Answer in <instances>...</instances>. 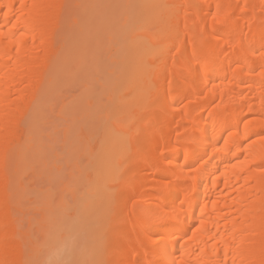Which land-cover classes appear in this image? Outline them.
<instances>
[{
    "label": "bare ground",
    "instance_id": "bare-ground-1",
    "mask_svg": "<svg viewBox=\"0 0 264 264\" xmlns=\"http://www.w3.org/2000/svg\"><path fill=\"white\" fill-rule=\"evenodd\" d=\"M217 4L233 23L213 31ZM262 72L264 0H0V264L62 246L66 264H264ZM62 79L79 85L54 131L64 195L49 205L33 180L25 220L31 164L42 182L65 169L31 125ZM140 203L179 229L146 235Z\"/></svg>",
    "mask_w": 264,
    "mask_h": 264
},
{
    "label": "rangeland",
    "instance_id": "rangeland-1",
    "mask_svg": "<svg viewBox=\"0 0 264 264\" xmlns=\"http://www.w3.org/2000/svg\"><path fill=\"white\" fill-rule=\"evenodd\" d=\"M133 23H134V20H132L131 25H132ZM62 80H63V81H62ZM62 80L59 81L60 84H59V83L56 84L57 87L54 88V89H55V90H54L55 92H54V93H53V92H52V93L49 92V96H50V97L48 96V98L45 99V100H47V102H44V104L46 103V106H45L44 104H43V105H44L45 107H44L43 105H42V106H43L44 108H46V109H44V108L42 109V107L40 108L41 112L44 111L46 115L44 114V112H43V114L41 113L40 116H43V118L39 117V118H40V120H39L38 117H37L38 119L35 118L36 115H39V114H33V115H35V117H33V119L31 118V120H34L35 123H34V121H32L31 123H33V124H31V125H32V130L34 129V127H35V128H36V127L41 128V127L43 126V130H42V128H41V132H42L43 135L46 134V136H45L46 138H47V135H49V137H51V138L54 136V140L57 139V140H56V143L54 142V140H53L52 143H50V141H52V140H50V141H46L47 139H46V138H43V139H46V140L44 141V144L47 142V143H48L47 146H50V148H51V146H52V149H51V150H49L50 148L48 149L49 152H51V151H54V152H55V151H56L58 155H59V153L61 152L60 157H58V155H57V157L60 159V162L62 161L61 163H59V162L56 160L57 158H56V159L53 158V157H52V158H53L54 160H56V161L61 165V167H62V166L65 167V166H67V165H65V164L63 163L64 161L61 160V157H63V155H65V154L62 153V150H63V147H62V145H63V141H62V139H60V138H62V137H61L60 133H59L58 135H56L57 133L55 134L54 131H56V130L62 128V127H65L66 123L68 124V122H69V123L71 122V121H68V120H69L68 118H69V116H70V115L68 116V114H70V113H68V110H67V109H65V110L62 109V110H63V112H62V111H61V107H62L63 103H64V104H65V103L68 104V102H70V101L72 102V100H74L73 97L77 94V92H79V85L77 86V85L75 84V82H73V83L69 82L68 84H66V82H65L66 80H64V79H62ZM61 81H62V82H61ZM67 82H68V81H67ZM76 83H77V82H76ZM77 84H78V83H77ZM58 85H59V86H58ZM56 88H57V89H56ZM75 93H76V94H75ZM51 94H52V96H51ZM56 95H58L57 98L54 97V96H56ZM73 95H74V96H73ZM72 96H73V97H72ZM49 98H51V99L49 100ZM52 98H54V100H53ZM67 104H65V105H67ZM47 106L49 107L48 111H46V110H47ZM67 106H68V105H67ZM60 111H61V113H58V112H60ZM64 111L68 113V114L65 115V116L62 115V113H64ZM32 113H33V112H32ZM64 114H66V113H64ZM58 115H61L62 117H64L63 120H62V117H59ZM57 116H58V118H56ZM66 117H68V118L66 119ZM60 118H61V119H60ZM35 119H37V120H35ZM42 119H44V120H42ZM64 119H65V122H64ZM70 119H71V118H70ZM46 120H48V121H50V122L52 121L53 123H52V122H51V124H50V122L47 123L48 121H46ZM66 120H67V121H66ZM71 120H72V119H71ZM36 121H37V123H36ZM44 121H45V122H44ZM40 122H41V123H40ZM43 122H44V123H43ZM45 123H46V124H45ZM61 123H63V124L61 125ZM34 124H35V125H34ZM53 124H54V125H53ZM70 124H72V123H70ZM70 124H69V126H71ZM56 125H57V126H56ZM59 125H60V126H59ZM45 126H46V128H45ZM55 126H56L58 129H56ZM58 126H59V127H58ZM67 126H68V125H67ZM63 129H64V128H63ZM63 129H60V131L63 130ZM34 130H35V129H34ZM34 130H33V132H34L33 134H34V135H37V134H38V132H36L37 129H36V131H34ZM44 130H45L46 132H45ZM49 131H51V133H50ZM52 131H53V132H52ZM35 132H36V133H35ZM43 132H44V133H43ZM56 132H57V131H56ZM58 132H59V131H58ZM48 133H49V134H48ZM53 133H54V135H53ZM61 134H62V133H61ZM59 135H60V136H59ZM55 136H56V137H55ZM58 136H59V137H58ZM57 137H58V138H57ZM49 139H50V138H49ZM59 140H60L62 143H61ZM58 141H59V143H60L59 146H58V144H59ZM47 143H46V144H47ZM53 143H55V144H53ZM61 144H62V145H61ZM54 145H55V147H54ZM53 147H54V148H53ZM57 147H59V148H57ZM61 148H62V150H61ZM57 150H58V151H57ZM58 152H59V153H58ZM52 153H53V152H52ZM52 153H51V154H52ZM59 159H58V160H59ZM62 163H63V165H62ZM56 164H57V163H56ZM36 165H37V164H35V163H32V164H31V166H32V167H31V169H32L31 172H33V173H30V174H29V172H28V174H25V175H27V176L30 175V176L27 178V176L24 175V176H25V177H24L25 179H23L25 183H26V181L28 182L30 179H32V180H30V181H31V183H32V184H31V190H33V191H31V196H33V197H31V199H29V200L26 201V203H25V204H27V206L29 205L28 207H30L29 209H27V213L25 214V215H26V216L24 217L25 220H27V218H33V217H34L33 219H37V218L40 216V215L38 214V212H37V211H39V209L37 210L36 207H35V203H36V202H35V199H36V198H35L34 196H35V193H36L37 191H36V192H34V191H35L36 189H38V188H39V189H41V188H42V189H46V188L49 189V184L46 183V182H48L47 179L44 178V182L41 181L42 178H40V176H41V175H44V174H43V173L41 174V173L39 172V171H40V170H39V167H40V166H39V167H36ZM62 168H63V167H62ZM66 168H67V167H65V169H64L63 171L61 170V172H62L64 175H66V173H67L66 171H68V170H66ZM65 170H66V171H65ZM35 172H37L38 174L40 173L41 175H40V176L38 175L39 177H37V175L33 176ZM65 172H66V173H65ZM37 173H36V174H37ZM32 174H33V175H32ZM31 175H32V176H31ZM30 177H31V178H30ZM32 177H33L34 179H33ZM44 177H45V176H44ZM66 177H67V176H66ZM39 178H40V180H39ZM33 180H35V181H37V182L39 183L38 188H37V184H38V183H35V181H33ZM42 180H43V179H42ZM45 180H46V182H45ZM40 182H42L41 184H43V183H44V184L41 185ZM28 183H29V182H28ZM28 183H26V184H28ZM33 183H34V186H35V187L33 186ZM44 186H45V188H44ZM40 187H41V188H40ZM39 189H38V190H39ZM42 189H41V190H42ZM29 201H34V202H31V204H29ZM30 211H31V212H30ZM36 214H37V216H36ZM27 215H28V216H27ZM29 215H30V216H29ZM31 216H32V217H31ZM35 217H36V218H35ZM33 219H31L32 222L35 221V220L33 221ZM69 238H71V237H69ZM68 241H69V240H68ZM65 248H66L65 246H62V247H59V248H58V249H60L59 251L57 250V254H58L59 256H57V254H55V255L57 256L58 259H55V255H54L52 258H51V257L47 258V259H49V261H48L47 259H45V261H47L48 264H50V263H54V264H64V263H65V264H66V262H64V261H65V258H66V257H65V254L68 253V251H67L68 249L66 250ZM62 249H63V250H62ZM61 250H62V251H61ZM65 250H66L67 252L64 254V257H65V258H64V257H63V252H64ZM55 252H56V250H55ZM44 253H45V251L43 252V255H42V256H43L44 258L48 257L47 255L45 256ZM46 253H47V252H46ZM46 253H45V254H46ZM61 253H62V254H61ZM61 255H62V256H61ZM49 256H50V255H49ZM59 258H60V259H59ZM61 258H62L63 260H62ZM54 260H55V262H56V260H57V262H56V263L53 262ZM59 260H60V262H58ZM50 261H51V262H50ZM49 262H50V263H49ZM63 262H64V263H63ZM43 264H44V262H43Z\"/></svg>",
    "mask_w": 264,
    "mask_h": 264
},
{
    "label": "snow or ice",
    "instance_id": "snow-or-ice-1",
    "mask_svg": "<svg viewBox=\"0 0 264 264\" xmlns=\"http://www.w3.org/2000/svg\"><path fill=\"white\" fill-rule=\"evenodd\" d=\"M11 7V5H9ZM217 11L215 13L211 14V20H212V29L213 31L215 30L217 25L223 26L225 28H229L232 26L233 19L232 16L229 12L225 11L223 13L220 12L221 5L217 4L216 5ZM7 12H5V16H7ZM207 26V21L205 22ZM262 75H264V72H262ZM131 131V129H129ZM139 131L136 133L135 136V141L138 144L139 143ZM133 136H127V146H128V153L129 155L125 156V159H128L130 156V150L133 145ZM228 141L225 140V144H227ZM162 156V153H161ZM187 158V154H186ZM8 162H9V152L7 148L0 147V167H2L5 172L7 171L8 168ZM169 161V165H170ZM203 163V161H202ZM159 168H163L162 165H157ZM66 180V176L63 173H58L52 175L49 180V190L47 193L48 197V203L49 205H54L56 202V199L59 196L64 195V193L60 189V185L63 184V182ZM7 187V186H6ZM170 190V184H161L159 188L157 189V195L159 197H164L166 193ZM189 192L194 191V189L190 188L188 190ZM188 193L186 192V196ZM137 202L133 201V206L136 207ZM182 206V205H181ZM138 212L141 216V219L143 220V227H144V232L147 235L150 230L154 227H164V228H174V229H179L178 224H173L170 223L173 219H178V213L175 212V209L172 210H164L162 209L159 205H156L153 207L151 204H145V203H140L138 207ZM107 236V233L105 234ZM162 240H157L155 243L159 244L162 243ZM68 264H75V262H68ZM91 264H108L107 261L103 262H97L93 261ZM121 264H124V262H121ZM149 264H153V262H149Z\"/></svg>",
    "mask_w": 264,
    "mask_h": 264
}]
</instances>
